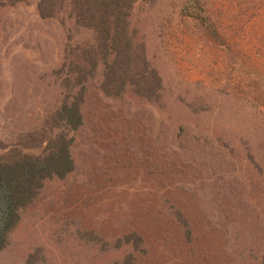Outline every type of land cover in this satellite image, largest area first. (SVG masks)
Segmentation results:
<instances>
[{"label":"rangeland","instance_id":"1","mask_svg":"<svg viewBox=\"0 0 264 264\" xmlns=\"http://www.w3.org/2000/svg\"><path fill=\"white\" fill-rule=\"evenodd\" d=\"M39 1L0 8V158L43 156L80 91L82 123L73 172L45 181L0 264H264V0H133L112 49ZM133 233L136 252L116 246Z\"/></svg>","mask_w":264,"mask_h":264},{"label":"trees","instance_id":"2","mask_svg":"<svg viewBox=\"0 0 264 264\" xmlns=\"http://www.w3.org/2000/svg\"><path fill=\"white\" fill-rule=\"evenodd\" d=\"M24 1L0 0V8L17 6ZM66 2L69 3L72 9L71 15L77 18L76 25L91 29L98 34L99 48L108 47L112 49L114 44L111 45L110 42L129 46L126 34L130 20L128 13L122 12V8L130 7L133 0H40L38 4L40 17L43 19L55 18ZM196 16L201 15L197 14ZM126 46H124V49ZM125 50L128 52L127 48ZM93 53L87 51L82 54L89 59L86 58L85 62L91 63V67L88 68H79L80 60L77 56L75 57V60H78L76 61V64H78L76 68L79 69L71 68V73H75L77 76L68 80L72 81L73 79V84L76 87L82 85L83 80L86 79L85 74L96 69L98 64L96 57L98 55ZM125 60H127L126 56L122 61H118L122 63H110L112 66L108 67L107 80H114V76L121 78L126 73V69L121 67L122 64H125ZM103 61L106 62V60ZM110 91L108 93L115 94L113 89ZM82 93L81 91L78 92L75 101L65 102L62 105L59 110V122H57V127H61L62 131L54 139L48 140L43 156L16 154L8 158H0V253L8 244L10 231L20 222V213L25 211L28 205L38 196L40 190L44 187L45 181L55 176L64 179L67 174L73 172L75 166L70 151L73 138H69V132L76 131L82 123L78 107ZM83 237L88 241H103L90 232L84 233ZM140 239L141 236L135 233L128 234L120 238L116 246L138 243L136 248L135 246L132 247L136 252L141 246L139 245ZM132 258L133 255L129 254L130 264Z\"/></svg>","mask_w":264,"mask_h":264}]
</instances>
